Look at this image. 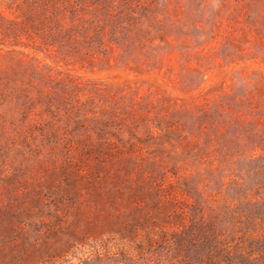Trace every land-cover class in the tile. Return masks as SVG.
I'll return each instance as SVG.
<instances>
[{"label": "rangeland", "instance_id": "1", "mask_svg": "<svg viewBox=\"0 0 264 264\" xmlns=\"http://www.w3.org/2000/svg\"><path fill=\"white\" fill-rule=\"evenodd\" d=\"M0 264H264V0H0Z\"/></svg>", "mask_w": 264, "mask_h": 264}]
</instances>
